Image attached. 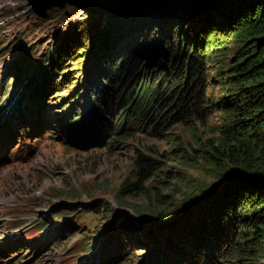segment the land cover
Wrapping results in <instances>:
<instances>
[{
  "label": "trees",
  "instance_id": "obj_1",
  "mask_svg": "<svg viewBox=\"0 0 264 264\" xmlns=\"http://www.w3.org/2000/svg\"><path fill=\"white\" fill-rule=\"evenodd\" d=\"M35 1L30 4L41 18H45V11L66 5L61 0ZM105 1L107 7L115 2L123 5L124 12L115 14L105 8L93 12L81 4L85 18L58 39L56 54L65 71L55 87L73 86L72 70L61 65V57H67L68 43L74 42L69 50L72 53L84 41L90 42L91 52L95 47L97 55L95 69L99 70L100 79L110 85L113 96L116 94L110 95L111 103L117 105L113 110L119 121L116 133L125 128L162 136L176 127L188 126L191 139H181L175 145L181 153L179 159L192 167L201 166L214 179L210 185L203 181L190 187L193 180L189 179V183L182 178L173 190L179 188L175 197L169 201L157 192L162 189L159 184H164L162 168L157 165L166 161L139 154L130 176L143 183H131L128 177L116 197L119 204L133 208L138 217L143 216L144 210L151 212L153 222L142 219L125 223L123 230V221L116 219L111 226L110 251L121 252L136 243L157 252L151 264H264V0ZM149 2L151 5L146 6ZM194 2L201 7L198 11ZM135 6L139 9H132ZM191 9L195 13H190ZM203 14L206 19H198ZM150 32L151 39L147 38ZM225 36L240 46L227 66L218 70L226 94L214 102L205 78L211 68L206 58L213 47L221 49L219 40ZM143 45L166 47L167 52L181 57L171 64L167 61V65L155 66L142 54L131 53V48L142 49ZM87 48L84 45L80 51ZM102 54L105 55L101 60ZM68 59L67 62L73 61ZM59 66L50 68L53 71ZM85 76L92 83V71L87 70ZM11 81L0 93L2 116L7 101L2 96L12 90L17 76ZM73 102L67 117L70 123V116L77 110L76 100ZM216 113L224 114L226 122L215 129V138L205 140L199 130L207 127ZM3 124L0 120V127ZM103 128V133L108 131L106 126ZM147 176L150 177L145 179ZM155 176L158 179L151 180ZM151 194L153 197L148 200ZM138 197L148 201L142 208L133 204ZM176 197L180 198L178 203L174 202ZM104 211L105 220L109 221L112 210ZM218 253L222 254L221 260H215ZM100 256L101 253L93 262Z\"/></svg>",
  "mask_w": 264,
  "mask_h": 264
},
{
  "label": "rangeland",
  "instance_id": "obj_2",
  "mask_svg": "<svg viewBox=\"0 0 264 264\" xmlns=\"http://www.w3.org/2000/svg\"><path fill=\"white\" fill-rule=\"evenodd\" d=\"M10 1L23 2L28 7L31 1L37 3L35 0H0V22L18 11L11 9L10 4L8 8ZM106 2L61 0L66 5L45 11V18L39 17L32 9L30 22L0 25V93L17 76L12 90L5 91L6 96H2L3 101L7 100L4 116L0 112V120L4 123L0 127V168H7L0 171V264H151L157 252L148 251L136 243L121 252H114L110 251L111 245L108 244L112 241L111 226L116 219L123 221V230L125 223L142 219L153 222L151 212L144 210L143 216L138 217L133 208L119 204L116 197L119 186L128 177L131 183H143V180L140 182L130 176L138 155L166 161L157 165L162 168L160 176L164 181L159 184L162 189L157 192L166 195L169 201L175 197L179 188L173 190L182 178L187 182L193 180L190 187L203 181L210 185L214 181L206 169L192 167L179 159L181 153L176 151L175 145L181 139L185 142L191 139L188 126L176 127L162 136L125 128L116 133L119 121L113 110L117 105H113L110 98L114 92L100 79L99 70L94 67L97 55L95 47L91 52L90 42L84 41L72 53L69 50L74 42L68 43L67 57H61V65L72 70L73 86L55 87L62 81H58L59 76L65 71L59 66L56 54L59 37L71 25L85 18L81 4H86L93 12L104 8L115 14L124 12L123 5L111 3L112 9L106 6ZM195 7L194 2L196 11L201 8ZM194 9L189 12L195 13ZM206 17L203 14L198 19ZM81 28L82 32L84 26ZM151 33L147 38H153ZM225 38L219 40L221 49L214 50L213 47L206 58L211 68L205 78L209 84L208 94L214 102L226 94L220 85L218 70L227 66L240 46L235 39ZM224 44L227 49H223ZM84 45L88 48L82 52ZM130 50L135 55L142 54L148 62L154 61L155 66L167 65V61L171 64L181 57L156 45ZM165 52L168 55L166 60ZM104 55L100 56L101 60ZM67 58L73 61L67 62ZM51 65L59 67L52 71ZM87 70L92 71V83L85 76ZM61 96L64 98L58 100ZM72 99H77V110L70 116V123L67 117L74 104L70 101ZM225 117L222 113L211 116L208 126L200 128L199 135L205 140L215 138V129L226 122ZM104 126L108 131L103 133ZM129 134L131 137L127 136ZM162 155L168 158H161ZM152 197L151 194L148 200ZM179 199L176 197L174 202L178 203ZM147 202L140 197L133 200V204L141 208ZM104 210H112L109 221L105 220ZM122 245L125 247V243ZM100 253L99 259L93 262ZM127 257L131 260H125ZM221 257L222 254L218 253L215 260H221Z\"/></svg>",
  "mask_w": 264,
  "mask_h": 264
},
{
  "label": "built area",
  "instance_id": "obj_3",
  "mask_svg": "<svg viewBox=\"0 0 264 264\" xmlns=\"http://www.w3.org/2000/svg\"><path fill=\"white\" fill-rule=\"evenodd\" d=\"M9 4L12 6L11 9H18V11L15 14L11 15V17L5 18L4 21L0 22V25L5 22L16 21L18 19L27 23L28 21H30V19L32 18V14L27 5H24L23 2L15 3V1H10L7 3L8 8H10Z\"/></svg>",
  "mask_w": 264,
  "mask_h": 264
},
{
  "label": "bare ground",
  "instance_id": "obj_4",
  "mask_svg": "<svg viewBox=\"0 0 264 264\" xmlns=\"http://www.w3.org/2000/svg\"><path fill=\"white\" fill-rule=\"evenodd\" d=\"M57 68V67H56ZM60 77V76H59ZM83 91V90H82ZM101 96H102V94H101ZM100 96V97H101ZM19 97H20V94H19ZM98 97V96H97ZM90 101V100H89ZM99 105V104H98ZM96 106V105H95ZM94 106V107H95ZM40 107H41V105H40ZM41 109H42V111H43V108L41 107ZM44 112V111H43ZM5 169H7L6 167H2V168H0V171H3V170H5Z\"/></svg>",
  "mask_w": 264,
  "mask_h": 264
},
{
  "label": "clouds",
  "instance_id": "obj_5",
  "mask_svg": "<svg viewBox=\"0 0 264 264\" xmlns=\"http://www.w3.org/2000/svg\"><path fill=\"white\" fill-rule=\"evenodd\" d=\"M31 10H32V9H31ZM32 12H33V11H32ZM70 59H71V58H69L68 60H70ZM71 60H72V59H71ZM70 62H71V61H70ZM77 99H78V98H77ZM77 99H76V100H77ZM70 103H71V102H70Z\"/></svg>",
  "mask_w": 264,
  "mask_h": 264
},
{
  "label": "flooded vegetation",
  "instance_id": "obj_6",
  "mask_svg": "<svg viewBox=\"0 0 264 264\" xmlns=\"http://www.w3.org/2000/svg\"><path fill=\"white\" fill-rule=\"evenodd\" d=\"M71 60V59H70ZM74 99L71 100V102H73Z\"/></svg>",
  "mask_w": 264,
  "mask_h": 264
}]
</instances>
